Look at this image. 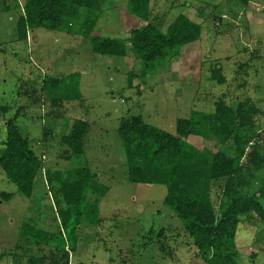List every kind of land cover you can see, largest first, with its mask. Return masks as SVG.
Segmentation results:
<instances>
[{
	"label": "rangeland",
	"instance_id": "1",
	"mask_svg": "<svg viewBox=\"0 0 264 264\" xmlns=\"http://www.w3.org/2000/svg\"><path fill=\"white\" fill-rule=\"evenodd\" d=\"M99 1L94 34L127 39L131 31L145 27L146 22L130 14L129 0ZM19 3L20 7L16 0H0V151L6 140V121L16 117L45 169L65 174L89 167L98 182L109 188L99 206L103 219L98 236L94 226L86 227L84 237L78 232V247L68 253V263L206 264L185 234L183 222L165 207L167 187L127 182L118 128L123 119L141 117L175 134L177 120L189 117L192 111L214 112L219 99L229 105L253 103L259 113L239 136L248 142L247 154L259 144L264 157V0H250L246 6L240 0H151L150 18L163 32L184 15L200 25L202 34L199 41L183 47L178 58L159 66L149 77L142 75L144 65L132 55L119 58L92 52L85 34L91 26L86 22L96 14L89 11L82 10L83 18L75 21L72 33L36 29L29 32L27 41H19L17 21L24 14V0ZM217 67L226 78L223 85L212 79ZM73 74L80 75L83 99L65 102L62 109L52 107L41 91L44 79H66ZM5 108H9L7 113ZM77 120L90 123L85 154L67 161L61 137ZM50 130L53 139L45 138ZM187 142L210 155L223 148H230L231 154L236 151L233 140L222 145L214 137L191 136ZM243 163L248 166L235 185L252 193L264 181V170L254 172L247 158ZM44 172L29 199L0 166V193L11 194L7 201L0 197V264H26L24 250L29 241L21 242L20 237L26 224L54 235L61 231ZM223 185L224 181L215 183L213 194ZM93 198L94 194L88 195V201ZM241 220L235 238L240 264H264V223L251 214ZM56 243V248L70 250L61 237L57 236ZM50 252L43 245L28 255L52 264Z\"/></svg>",
	"mask_w": 264,
	"mask_h": 264
},
{
	"label": "trees",
	"instance_id": "2",
	"mask_svg": "<svg viewBox=\"0 0 264 264\" xmlns=\"http://www.w3.org/2000/svg\"><path fill=\"white\" fill-rule=\"evenodd\" d=\"M240 1L245 6L250 3V0ZM16 2L20 7L19 0ZM150 8L151 0H129L130 14L146 22V25L131 31L127 39H118L93 33L92 26L98 19L97 12L101 10L99 0H24V14L17 21V36L19 41H27L29 32L36 29L72 33L75 21L83 18L82 10L89 11L96 14L86 22L87 26H91L85 34L90 40L92 52L119 58L132 55L143 63L142 75L149 77L155 75L159 66L178 58L183 47L199 41L202 34L200 25L184 15L177 17L163 32L162 26L151 20ZM212 79L220 85L226 81L218 67ZM41 91L45 98L51 100L54 108L60 107L64 101L83 99L79 74L66 79L45 78ZM8 110L5 108L3 112ZM258 113L253 103L229 105L225 99H219L214 112L192 111L189 117L177 120L175 134L152 126L141 117L120 121L118 134L125 151L127 182L167 187L165 207L183 222L185 234L194 241L193 245L206 264H240L235 238L241 217L251 214L264 223V181L252 193L238 190L235 185L248 166L243 163L246 158L254 167V172L264 170V157L259 144L247 154L248 142L239 136L241 129L253 125ZM16 121V117L6 121V140L0 151V166L20 194L29 199L33 197L39 174L45 170L46 184L55 198L56 215L61 225L59 234L54 235L26 224L20 234L21 242L24 239L29 241V247L24 250L26 264H34L35 261L43 264L41 258L28 255L43 245L52 250V264H69L68 253L78 247V232L84 237L86 227L94 226L97 229L94 234L98 236L103 219L99 215V206L109 188L98 182L89 167L72 169L65 174L45 169ZM89 128L86 120H77L69 133L61 137V144L66 147L65 160L85 154V137ZM191 136L214 137L222 145L233 140L236 151L231 154L230 148H223L210 155L187 142ZM45 138L53 139L54 132H45ZM219 181H224V185L214 195V184ZM90 194H94V198L88 201ZM0 197L7 201L11 194L0 193ZM57 236L62 238L64 245L65 242L68 244V252L65 246L63 249L55 247ZM20 244L21 248L23 245Z\"/></svg>",
	"mask_w": 264,
	"mask_h": 264
},
{
	"label": "crops",
	"instance_id": "3",
	"mask_svg": "<svg viewBox=\"0 0 264 264\" xmlns=\"http://www.w3.org/2000/svg\"><path fill=\"white\" fill-rule=\"evenodd\" d=\"M65 102H67V101H64V105H65ZM72 102V101H71ZM61 105L60 107H61V109H62V106H64V105ZM83 121H85V120H83ZM86 122H88V121H86ZM90 124V123H89ZM115 260H110L109 262H110V264H112L113 262H114ZM192 264H197L196 262L194 263V261H193V263Z\"/></svg>",
	"mask_w": 264,
	"mask_h": 264
}]
</instances>
